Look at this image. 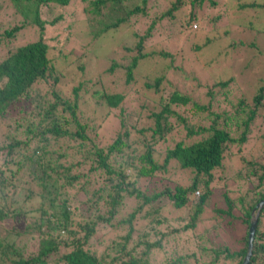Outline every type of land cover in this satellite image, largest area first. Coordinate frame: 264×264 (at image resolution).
Listing matches in <instances>:
<instances>
[{"label":"trees","instance_id":"16d2710c","mask_svg":"<svg viewBox=\"0 0 264 264\" xmlns=\"http://www.w3.org/2000/svg\"><path fill=\"white\" fill-rule=\"evenodd\" d=\"M8 1L20 19L0 28V264H242L250 214L264 198V124L254 136L256 120L264 118V70L255 78L258 84L251 100L243 97L224 115L210 111L191 94L197 92L200 98L201 92L210 97L222 93L227 99L231 92L225 88L233 76L204 82L200 79L212 73L200 68V60L207 63L208 57L197 60L198 21H220L219 15L210 17L209 12L218 0H166L167 8L145 32H133L132 44L123 45L127 52L122 62L111 59L104 70L131 87L142 78L143 89L159 92L153 107L160 109L149 114L144 103L127 107L128 99L133 100L129 94L103 87L100 74L94 80L79 81L71 99L62 82L70 62H64L67 67L54 62L45 34L64 19L62 10L76 2L82 5L79 15L86 18L91 34L86 44L91 47L112 30L131 26L132 16L148 15L159 0ZM234 4L235 12L261 8L264 14V1ZM55 10L54 17H43ZM2 17L0 4V22ZM166 17L179 18V34L161 42L163 49L147 48L151 30ZM22 31H38V39L29 41ZM224 34L228 33L224 30ZM260 35L264 37V31L257 35L264 42ZM252 41L246 43L254 48ZM170 42L174 51L166 50ZM262 56L263 52L254 60L258 68ZM164 57L172 64L175 57L180 59L174 65L177 83L168 79ZM243 64L246 69V61ZM78 68L82 70L83 65ZM188 86L190 91H185ZM85 93L107 107L100 121L79 120V102ZM203 110L213 115L209 124L200 115ZM173 116L181 122L184 136L171 137L176 125L170 121ZM109 117L119 126L108 142H101L96 137ZM229 120L242 127L238 135L232 134ZM253 137L263 143L256 155L246 159L247 171L224 179L223 189L213 187L214 169L224 164L231 148L247 146ZM180 172H188L185 184L176 177ZM156 175L170 183L148 191ZM233 183L235 192L244 186L235 195L228 187ZM71 188H78L82 195L70 193ZM124 209L127 217L122 218ZM176 210L186 218L174 219L187 222L172 224L168 213ZM210 211L213 223L205 235L193 234ZM76 213L83 214L85 221H76ZM147 218L158 237L155 242L133 240L132 228L122 236L117 233L118 240L103 233L107 223L117 228L123 221L132 226L133 221ZM183 236L193 237L195 247L187 249L189 240ZM17 240L24 242L20 245ZM156 253L159 257L154 259ZM249 264H264V206Z\"/></svg>","mask_w":264,"mask_h":264},{"label":"rangeland","instance_id":"374dc122","mask_svg":"<svg viewBox=\"0 0 264 264\" xmlns=\"http://www.w3.org/2000/svg\"><path fill=\"white\" fill-rule=\"evenodd\" d=\"M257 1L261 2L264 0ZM234 2H237V0H218L215 6L209 7V12L210 17L219 15L220 21L216 23H204L203 21L199 20V26L195 30L198 36V44L200 45V50L197 54V60L204 58L205 56L208 57L207 63H201L200 60V68L212 73L210 75H204V78L200 80L210 83L214 79L217 81L220 79H226L229 76H233L234 79L230 83V86L225 88H231V92L228 94L227 99L224 98V94L222 93H215L213 97H210L207 95L204 96V93L201 92L200 98H198L197 92L191 91V94L196 96L198 101L201 102L200 104L207 105L210 111H216L223 115L224 113H228L230 110L236 108L238 106L239 100L243 97H245V101L247 98V102L251 100V95L256 88V84H258V82L255 81V78L258 76V72L264 70V56L261 57V62L258 61L259 68L258 66L254 65V60L260 56L262 52L264 54V42H262L257 37L261 31H264L263 10H261V8H257L254 10L248 9L235 12L233 8L235 5ZM0 4L3 14L2 20L0 22V28L9 27L17 23L20 19V14L15 11L10 2L8 0H2ZM166 8L167 1L159 0L158 3L149 8L148 15H134L131 17L130 23L133 22L131 25L133 27L120 26L112 30L105 40L100 41L99 39L91 47H88L86 44L91 36L90 32L88 31L87 22L85 21L86 18H83L81 15H79L82 5L74 2L70 6L64 8L62 10L64 19L57 23L53 28L48 30V32L45 34V39L48 40L49 44L52 46L50 48L49 56L55 60L54 62L57 65H64L63 67H67L64 62H70V67L67 68L65 76L62 77V82L66 85L65 90L67 91L68 96H70L71 99L74 98L71 94V91L72 88L79 83V81L88 79L94 80V77L100 74L101 76L99 78L101 81L99 82L103 85V87L109 91L119 90L125 91L127 94H129V97H131L133 100L131 101L128 99V102L125 103L127 107H130L129 104L138 105L139 103H144L147 107L144 112L149 114L151 111H158L160 108L157 106L154 108L153 106L154 103L159 99L160 93H156L149 89H143L142 78L137 80L133 87H131L122 80L115 78L113 75L104 73V70L111 65V59H114L116 62H122V54L127 52L123 45L129 46L132 44L134 40L133 32L139 31V33H144L146 27L150 25L151 21L154 18H158V15L161 13V11L165 10ZM70 12L73 13L72 16H70ZM55 14L56 10L53 12L49 11L48 13L43 14V17L51 18L54 17ZM69 21H74V24L71 23V26L66 28V24L69 23ZM180 23L181 22L177 17H166L164 19L158 20L150 32L151 36L147 41V48L150 49L151 46H153L157 49H163L160 46L161 42L165 41L166 39H173L174 36L179 34L181 30ZM193 28L195 27L193 26ZM224 30L228 33L227 35L224 34ZM21 33L29 41L36 40L39 36L38 31H34L30 34H27L26 31H22ZM66 35L68 38L64 40ZM260 38L264 39L263 35H260ZM246 41H252L254 48L250 47ZM171 46L172 44L170 42L166 50L174 51V48ZM242 53H245L244 56L241 55ZM163 59V61L168 63V79L173 83H177V78L175 76L177 72L174 68V65H178L180 63V59L175 57L173 64L170 62L169 58L164 57ZM244 61H246V69L245 65L243 64ZM79 65H83L82 70L78 68ZM247 69L252 70L248 71ZM115 72L119 76V70L117 69ZM147 75L150 77L151 74L149 73ZM178 85H180V83ZM135 88L138 89L137 92L133 91ZM190 89L191 88L188 86L185 91H190ZM166 95L167 91L164 93V96ZM88 96L89 95L85 93L84 99L79 102L80 107L78 109L77 116L81 122L87 121L92 123L93 119L100 121L101 118H104L103 114L107 110V107L105 105L97 104L93 99L88 98ZM210 98L211 102L208 101ZM207 101L209 103H206ZM203 111L204 112L200 111V115L205 118L204 123L209 124L212 120L211 117L213 118V115L209 114V111ZM90 116L92 117L90 118ZM110 118L111 117L107 119L105 126L98 131V137H96V139L101 140V142H108L109 138L113 137L115 129H117L119 126L117 120L113 122L112 118L111 120ZM133 119L134 118L131 120L133 121ZM176 119L177 118L175 116L171 117L170 119V121H174V124H176L174 131L172 132V138L179 135L184 136L181 122ZM229 121L231 123L229 128L232 134L238 135L242 131V127L236 128L234 126V122L231 120ZM263 124L264 118L258 117L256 120L254 136H258L263 131ZM262 143V139L253 137L248 141L247 146L245 145L244 147L241 146L240 148H231L233 152L225 156L224 164L220 168H216L213 171L215 176L213 187L223 189L224 179H230L231 177L236 176V174H238L243 169L247 171V163L245 162L246 159H249L251 155H256L257 151L261 148ZM54 148L58 147L54 146ZM125 172L130 173L129 169H126ZM176 177L185 184L188 179V172H180L179 177ZM168 181L170 180L156 175L148 183V191L160 189L162 188V183H170ZM234 185L235 183L228 185L229 188H233L232 190L234 192H230L232 195H235V193L239 191V188H244V186L241 185L235 192L234 189L236 188ZM70 191V193H79L78 195H82L78 188H71ZM82 198L83 197L79 196V199ZM76 203L77 202H73L71 205H75ZM158 204L159 203H156L155 206ZM130 207L131 206H127L126 208ZM126 211L127 210L124 209L122 218L127 217ZM168 214L171 216L170 220L175 226H178L179 223L187 222V219H182L183 221L174 219L175 216L179 215H181L184 219L186 218L183 211L181 210L171 211ZM212 215L213 211L208 212V215L204 217L205 220L200 221L199 224L192 230V233H196L197 235H205V231L213 223L212 218H210ZM74 217L76 221H85V216L83 214L76 213ZM130 228L133 229L131 233L132 239L135 241L145 240L148 242H155L158 238L156 233L152 230L151 223L148 218L135 220L133 221L132 226L123 221L117 226V228L107 223L105 224L104 229L106 232L103 233L105 235H110L113 239H117V233L122 236ZM183 239L189 240V243L186 244L187 249L195 247L193 237L183 236ZM18 242L21 245L24 241L21 240ZM129 244L133 245L134 242H130ZM34 246L35 245L33 243L29 244L30 249H34ZM142 246H144L143 243L138 247ZM158 257L159 256L156 253L154 259H157ZM51 264H54V262Z\"/></svg>","mask_w":264,"mask_h":264},{"label":"water","instance_id":"95a60500","mask_svg":"<svg viewBox=\"0 0 264 264\" xmlns=\"http://www.w3.org/2000/svg\"><path fill=\"white\" fill-rule=\"evenodd\" d=\"M263 206H264V198L259 200L251 211L250 225H249L248 238H247V249H246L242 264L250 263V258H251L252 251H253V240H254L257 220H258L260 210Z\"/></svg>","mask_w":264,"mask_h":264}]
</instances>
